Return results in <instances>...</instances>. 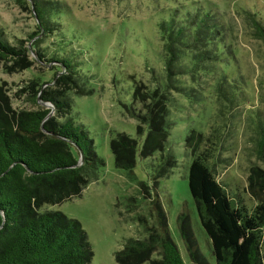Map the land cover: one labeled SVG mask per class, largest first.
<instances>
[{
	"label": "trees",
	"instance_id": "1",
	"mask_svg": "<svg viewBox=\"0 0 264 264\" xmlns=\"http://www.w3.org/2000/svg\"><path fill=\"white\" fill-rule=\"evenodd\" d=\"M16 1L30 3L37 21V31L28 38L53 36V44L57 42L55 52L61 51L62 55L53 53L48 58L38 45L40 39L28 45V40L9 38L0 26V67L5 72L29 70L36 63L53 62L57 66L51 79L34 76L23 89L32 95L33 108L13 107L10 95L0 85V264H91L94 251L81 222L60 210L42 212L41 208L81 196L106 164L84 125L76 123L71 115L72 94L92 90L85 89L78 76L80 61L75 49L70 55L63 53L70 48L66 45L71 40L67 41V35L63 40L55 21V15L63 10L61 4ZM172 5L169 18L157 24L163 44L161 77L154 75L153 87L135 81L132 102L127 106L130 116L140 122L138 133L146 128L145 140L140 144L139 139L125 132L111 140L115 165L131 174L139 156L148 158L160 153L154 187L157 179L168 176L177 164L173 153L167 151L173 124L171 107L177 106L174 94L190 97L189 83L202 89L200 79L210 76L219 83L225 101H238V86L229 72L232 51L210 6L192 0H173ZM254 23L258 37L264 40V23L256 19ZM257 129L256 155L262 165L250 168L247 185L255 202L253 208L238 190L218 179L209 154H196L202 133L192 129L186 137V147L194 155L189 188L212 242L216 264H264V120L257 119ZM140 188L144 197L150 194L146 183L140 182ZM152 206L155 225L140 217L146 236L127 238L123 248L115 252L116 261L186 264L171 237L168 216L156 191ZM178 223L194 264H212L199 248L187 213L178 216Z\"/></svg>",
	"mask_w": 264,
	"mask_h": 264
},
{
	"label": "rangeland",
	"instance_id": "2",
	"mask_svg": "<svg viewBox=\"0 0 264 264\" xmlns=\"http://www.w3.org/2000/svg\"><path fill=\"white\" fill-rule=\"evenodd\" d=\"M45 1L59 2L63 7L55 15L60 34L71 40L66 45L70 48L63 53L70 55L75 49L80 61L78 76L85 84L83 87L92 90L72 94L71 115L76 123L84 125L106 164L81 196L61 204H45L41 211L60 210L81 222L94 251L91 264H119L115 252L123 248L124 241L146 236L140 217L155 225L152 200L156 191L168 216L171 237L185 263L194 264L178 223L182 212L190 217L200 250L216 264L212 242L200 222L189 188V167L194 155L186 147V137L192 129L202 133L196 154H209L218 179L238 190L248 207L253 208L255 202L247 192L248 176L252 166L262 165L256 155L257 119L264 120V40L256 33L254 19L264 23V0H192L210 6L222 24L226 45L232 51L229 72L238 86V101L234 104L225 101L219 83L210 76L200 79L202 89L189 83L190 97L174 94L177 106L171 107L173 124L167 151L173 153L177 164L168 176L157 179L156 187L160 153L148 158L139 156L131 174L115 165L111 140L119 132L139 139L140 144L145 140L146 128L142 134L138 133L140 122L130 116L127 106L132 102L135 81L153 87L154 75L161 77L163 44L157 24L169 18L173 0ZM31 8L30 3L0 0V26L9 38L28 40V45L40 39L42 53L52 58L57 53L53 36L40 34L33 40L28 38L37 31ZM31 55L35 57V53ZM60 55L61 51L57 53ZM56 67L53 62L36 63L29 70L12 73L0 67V85L10 95L13 107L33 108L32 95L23 89L34 76L51 79ZM39 104L44 105L41 100ZM140 182L150 188L147 197L141 192Z\"/></svg>",
	"mask_w": 264,
	"mask_h": 264
}]
</instances>
